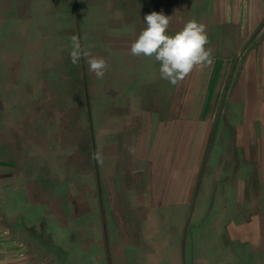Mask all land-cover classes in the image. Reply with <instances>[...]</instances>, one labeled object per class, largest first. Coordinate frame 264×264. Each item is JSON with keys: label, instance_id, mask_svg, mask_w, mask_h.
Listing matches in <instances>:
<instances>
[{"label": "rangeland", "instance_id": "rangeland-1", "mask_svg": "<svg viewBox=\"0 0 264 264\" xmlns=\"http://www.w3.org/2000/svg\"><path fill=\"white\" fill-rule=\"evenodd\" d=\"M152 11L170 17L169 34L193 18L205 24L212 52L224 34H235L214 23L210 0H0L6 259L227 263L212 251L218 232L197 231L205 219L217 218V226L224 220L207 215L213 200H195L199 183L195 199L162 200L149 181L155 123L185 108L180 84L161 79L157 61L130 54ZM74 35L85 53L108 62L103 79L85 59L72 62Z\"/></svg>", "mask_w": 264, "mask_h": 264}, {"label": "crops", "instance_id": "crops-1", "mask_svg": "<svg viewBox=\"0 0 264 264\" xmlns=\"http://www.w3.org/2000/svg\"><path fill=\"white\" fill-rule=\"evenodd\" d=\"M210 1L214 23L235 34H224L210 68L180 83L185 108L155 120L149 181L162 200L195 199L199 183L195 200H213L207 215L224 216L197 229L218 232L213 253L264 264V0ZM5 244L0 237V264H41L6 259Z\"/></svg>", "mask_w": 264, "mask_h": 264}, {"label": "clouds", "instance_id": "clouds-1", "mask_svg": "<svg viewBox=\"0 0 264 264\" xmlns=\"http://www.w3.org/2000/svg\"><path fill=\"white\" fill-rule=\"evenodd\" d=\"M146 27L139 32L130 45V54L136 57L152 58L159 63L160 78L173 86L182 83L193 71L210 68L214 63L212 49L206 47L210 41L207 26L196 19L188 20L174 34L168 33L170 17L162 11H152L144 16ZM72 62L85 59L90 72L97 79H103L108 68L104 57L85 53L80 39L71 37ZM94 158L99 159L96 155Z\"/></svg>", "mask_w": 264, "mask_h": 264}]
</instances>
